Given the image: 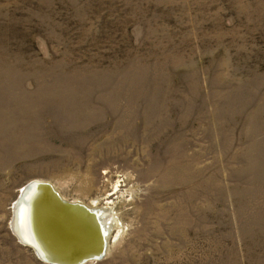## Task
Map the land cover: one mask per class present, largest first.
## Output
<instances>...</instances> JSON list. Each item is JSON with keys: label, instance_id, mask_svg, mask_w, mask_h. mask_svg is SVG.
Returning a JSON list of instances; mask_svg holds the SVG:
<instances>
[{"label": "rangeland", "instance_id": "1", "mask_svg": "<svg viewBox=\"0 0 264 264\" xmlns=\"http://www.w3.org/2000/svg\"><path fill=\"white\" fill-rule=\"evenodd\" d=\"M36 181L108 212L86 264H264V0H0V264Z\"/></svg>", "mask_w": 264, "mask_h": 264}, {"label": "water", "instance_id": "2", "mask_svg": "<svg viewBox=\"0 0 264 264\" xmlns=\"http://www.w3.org/2000/svg\"><path fill=\"white\" fill-rule=\"evenodd\" d=\"M37 183V186L34 187L33 184H35V182L26 186L30 189L29 192L36 191L39 193L32 202L34 210L32 221L30 222L32 243H24L18 237L16 229L13 227L12 223V230L19 242L23 245L32 247L36 254L49 264H86L88 262L103 259L107 251V235L105 230H102L97 220L96 213L93 211L91 212V210L85 206H80L63 200L59 193L49 184ZM45 211L46 213H49L48 218H46L44 214ZM70 212L74 215H82L85 219L87 218L93 222L92 230L94 231L95 238L90 239L89 246L87 245L89 240H85V244L87 245L86 248H74L73 250L66 249L64 252L59 250L57 253V250H54L53 244L42 229H44L47 220L55 219V221H57V218L52 216H58L60 218V216L67 215Z\"/></svg>", "mask_w": 264, "mask_h": 264}, {"label": "bare ground", "instance_id": "3", "mask_svg": "<svg viewBox=\"0 0 264 264\" xmlns=\"http://www.w3.org/2000/svg\"><path fill=\"white\" fill-rule=\"evenodd\" d=\"M37 184L38 183L36 181L35 184H33V187L37 186ZM89 186L90 183L88 184L87 187ZM87 187H84L83 191L91 190L90 187L89 190L87 189ZM29 191L30 189L28 187H25L21 190V196L14 206L13 227H15L18 237L24 243L30 244L32 243L31 233H30V222L32 221L33 211H34L32 202L35 200L36 196L39 193L36 191L34 192H29ZM74 204L85 206L89 210H91V212L92 211L95 212L98 218L97 220L102 230H105V227H107L110 230V228L112 227L111 224H108L109 221L108 222L106 221L108 218L107 219L105 218L106 217L105 215L108 214V212H104V211L101 212L100 210L97 211L82 203L75 202ZM44 214L46 218H48L49 213H46L45 211ZM52 217H56L57 221H55V219L53 220L51 219L49 221L47 220L46 221L47 223L45 224L44 229H42V231H44L46 236L50 239V242L53 244L54 250L55 249L57 250V253L59 250H62L64 252V250L66 249L73 250L74 248H78V249L86 248L87 245L89 246L90 239L95 238L94 231L92 230L93 222L87 218L85 219L82 215H74L73 213L70 212L67 215L60 216V218L58 216H52ZM105 233L107 235L106 230ZM107 236H106V241H107ZM85 240L87 241L89 240L87 245L85 244Z\"/></svg>", "mask_w": 264, "mask_h": 264}]
</instances>
